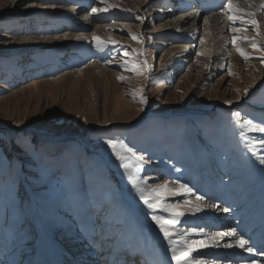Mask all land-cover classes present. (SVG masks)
<instances>
[{
	"label": "rangeland",
	"instance_id": "374dc122",
	"mask_svg": "<svg viewBox=\"0 0 264 264\" xmlns=\"http://www.w3.org/2000/svg\"><path fill=\"white\" fill-rule=\"evenodd\" d=\"M9 1H0V243L8 245L10 253H19L16 264H33L37 249L50 244L49 239L62 264H108L112 254L118 257V264H127L140 242L153 256L151 261L156 257L154 264H163L164 252L172 258V248H181L185 241L205 242L187 259L225 264L222 257L202 253L206 245L217 249L210 238L220 231L212 229L213 216L207 215L214 211L226 214L224 207L220 205L223 209L219 207V211V204L206 198L197 203L200 186L190 193L178 189L179 184L192 188V181L198 177L207 182L216 176L224 184L248 188L253 177L247 172V159L264 175V164L259 162L264 147L257 143L264 140V132L240 127L246 120L253 126H264V76L260 77L258 67L251 66L256 68L253 77L228 74L226 66L207 76L198 69L189 71L192 58L177 61L170 55L165 60L163 55L173 45L186 41L200 44L202 24L196 23L197 31L189 32L185 39L180 36L181 29L164 25L173 17L166 11H175L177 16L181 9H187L182 5L178 9L172 3L177 0H149L148 8L140 9L128 7L130 0L120 1L127 7H113L117 10L104 6L109 10L99 20L92 17V23L129 25L112 32V39L97 36L99 46L95 39L89 46H72L58 38L65 33L76 35L83 28L82 18H68L66 12L78 7L80 0ZM187 1L193 6L192 0ZM95 2L98 8L103 6L100 0ZM92 7L86 12L91 13ZM227 22L230 40L238 36L237 41L250 49L248 59L242 56L243 63L264 66V37L257 34L256 27L244 23L240 25L245 32H232L236 22ZM252 39L257 41L255 48ZM92 64L111 71L115 78L103 81L91 69L77 71ZM224 75L229 76L225 81ZM141 96L146 97V103L141 102ZM227 100L233 103H225ZM108 140H123L145 155L142 167L133 158L126 172ZM197 153L202 160L198 159V168L193 170L190 167ZM133 179L146 181V196L149 189L164 185L177 190L175 195L165 193L156 201L158 205H199L201 211L176 209L184 215L170 227L169 243L152 216L171 220L172 213L160 206L148 208ZM121 188L151 221L165 244L164 251L151 231L141 227L128 234L124 246L119 247L127 225L133 221L130 209L120 199ZM152 196L155 193L149 198ZM185 201L191 204L185 205ZM38 207L43 210L46 227L50 232L54 229L52 239L42 222H29ZM194 214H201V219L183 218ZM224 242L218 241V250L226 248Z\"/></svg>",
	"mask_w": 264,
	"mask_h": 264
},
{
	"label": "bare ground",
	"instance_id": "6f19581e",
	"mask_svg": "<svg viewBox=\"0 0 264 264\" xmlns=\"http://www.w3.org/2000/svg\"><path fill=\"white\" fill-rule=\"evenodd\" d=\"M0 1L2 3L3 2L6 3L9 0H0ZM120 1L122 0H105L104 3L101 2V4H103L101 8H105L104 6L106 5L107 6L116 5L118 6V8L127 7L126 4L124 5L120 4L119 3ZM178 2H181L179 8H181V5H182L184 6V8H187V9L189 8V10L181 9V13H179V15L177 16H174L173 14L175 11H172V13H170L171 11H166L165 13L168 14V16H173V17L168 21V23L166 22L164 25L167 26V29H181L182 30L181 37H185V36L187 37L188 34H189L188 36H190L189 32L195 33L197 31V29L194 28V25L196 23H199L200 25L202 24V29L200 31L201 38L199 40L200 44L197 43L198 45H195L196 42L194 44H191L192 41H186L182 43L184 44L183 47L181 46L182 44L173 45L171 48L167 49L165 54L163 55V58L165 57V60L168 59L170 55L175 57V60L177 61H180V60L187 61L188 59L192 58L193 63L189 66V71L193 72L194 70L196 71L198 69L199 74L200 73L205 74V75L207 74V76L209 75L208 73L210 74L211 72L214 73L216 70L221 69L222 67H225V66L228 70V74H232V75L236 74L237 77H245V75H249L253 77L256 74L255 73L256 68L251 69V66H254V67L257 66L258 70H260V73H261L260 77L264 76L263 64L243 63L242 56L237 51V47H239L241 50H243L246 53L249 52L250 49L246 47L247 45L243 46L242 43H239L237 41L238 36H231L232 38V41H231L230 36H229L230 32L227 31V24H228L227 15H232V14L242 15L244 20L249 19V17H247L243 13L227 12L224 6H223L224 8L223 11L222 10L220 11L219 9L217 11L207 12V11H203L202 9H197V6L195 5V0H193V3H194L193 6H190L191 2L189 3V1L187 0H180ZM231 2L234 5L240 8H243L247 11H256V5L260 3V0H231ZM204 3L205 1L202 4ZM227 3H228V0L225 3V5ZM148 4H150L149 0H130L128 7L132 8L135 5L139 9L148 8L149 6ZM32 5H34V3H32ZM97 5L98 4L95 2V0H80L79 6L74 8L75 11H73V9H69L70 11L68 10L66 11L65 9L66 12H69L70 16L68 18L70 17L72 19L82 18L84 25H83V28L80 31H78L76 35H71L69 33L60 35L58 38L61 43H65L66 45L72 44V46L73 44H76V43H82V44H88L89 46L90 44L89 42L93 40L94 37L99 36L101 38H105L108 40L112 39L113 37H111L110 35L112 32H115V33L120 32L121 30L125 29L124 28L125 25H129L128 23H123L121 25H112V24L102 25L103 23L101 22H100L101 24H99L98 22L96 24L92 23L94 21L92 17L96 19L98 18L99 20L102 14L104 15L105 13V11H102L101 14H98V13L93 14V13L86 12L87 9L91 6L98 8ZM44 9L47 10V7H45ZM113 9H116V8L112 7V10ZM169 14H173V15H169ZM85 16H87V19H85ZM255 18L258 21V25L255 26L256 27L255 30L257 31V28H258L259 34L264 37V10L256 11ZM205 20H207V23H205ZM240 24H244V23L238 20L234 24L235 26L233 28L244 31L245 27L242 28L243 26L241 27ZM225 32H228V34H225ZM77 37H81V38L78 39ZM234 37H235L234 46L232 48L228 47L229 44L233 43ZM245 41L247 43V40ZM81 48L83 47L81 46ZM198 53H200V55H198ZM248 65H250L249 69H248ZM86 68L79 69L77 71H80L82 73V72H85L84 70L87 71L88 69H91L95 71L96 73H98L103 81L106 78H110V77H113V79L115 78L111 71L104 69V68H100L98 64H92L90 65V68L88 67ZM228 77H229L228 75H224L222 77V80L225 81ZM246 166H247V172L251 174V176L253 177V186L246 188L245 191L239 189L240 188L238 187L239 185L238 186H222V182L218 180L217 176H216V179H209L207 182H204L202 178L198 177L195 180L193 187L191 189H194L197 186L202 187V193H201L202 197L205 196L208 199L213 200V201L214 200L219 201V199H221L220 200L222 202V203L220 202L221 206L229 209L228 212H229L230 219L219 222L217 224L215 223V224L223 229L222 232H227L230 229H235L237 233V237H227L226 236L223 238H219V240L220 241L225 240L227 243L230 242L231 244H233V247H231V250L234 249L235 251V250L241 249L236 244V239L239 236H242L238 233L237 229H240L242 234H245V233L248 234L249 232H251L250 239L246 241H248V246L253 247L256 251L249 253L245 251L244 249H241V251H243L244 253L243 255L245 257L244 260L247 261L246 262L247 264H253V262L254 264H264V255L258 254L260 252H264V175L261 169L256 167V165L253 162H250L248 159L246 160ZM215 193L218 194L217 197L214 196ZM196 202L201 203V200L199 201L197 200ZM180 209L186 210L187 207H184L183 205V207H180ZM218 210H219V206H218ZM201 214L199 215L195 214L190 217L184 216L183 218L189 219V220H195V218H197L198 220H200ZM220 215H222V213L220 212L215 213V211L214 213L211 214V216L215 218H218ZM207 216H210V215L208 214ZM232 217L233 219H238V222L235 223ZM138 227L143 228L144 226L142 223H140L139 220L133 219V221L127 225L125 234H124L125 236L121 240L120 246L119 244L118 246L119 247L124 246L126 239H127V235L131 234L132 231L136 230ZM217 232H220V231H217ZM89 238H92V237L89 236ZM0 244L2 246L4 245L3 242ZM118 246H117V249H118ZM202 249H203L202 253L205 256L217 255L222 258L228 255V253L230 252L229 248H222L218 250V247L217 249H215L214 247H211V245H206V247ZM6 250L9 251V249H5L4 252H0V264H14L15 261L19 258V253L14 252V251H13L14 253H8L6 252ZM37 250L38 251L36 252V255L34 257V264H62L61 262L62 260H60V257H61L60 254L57 253L56 248L52 246L51 244H45ZM135 254L141 256L140 258L139 257L137 258L138 261H141V262L145 260L151 261L150 255L143 243H139L135 247ZM111 264H115L114 258H112ZM167 264H171L170 261ZM226 264H230V263L227 262Z\"/></svg>",
	"mask_w": 264,
	"mask_h": 264
},
{
	"label": "snow or ice",
	"instance_id": "6c2138e0",
	"mask_svg": "<svg viewBox=\"0 0 264 264\" xmlns=\"http://www.w3.org/2000/svg\"><path fill=\"white\" fill-rule=\"evenodd\" d=\"M11 2L13 4H15L16 0H11ZM101 2L104 3L105 0H101ZM110 7H116V5H111ZM224 8L227 10V12L243 13L247 17H249V19L244 20L242 15H235V14L227 15V18L229 21L234 23L237 20H240L242 23L257 26L258 21L255 18L256 17V11L264 10V0H260V3L258 5H256V11H247L243 8H240L236 5H234L231 2V0H228V3L226 5H224ZM73 11H75V9H73ZM102 11L106 12V11H108V8L107 7H105V8L92 7L91 8V13H93V14L99 13ZM137 18L143 19L141 17H137ZM85 19H87V16H85ZM205 23H207V20H205ZM232 31L237 32V31H239V29L233 28ZM257 34H259L258 28H257ZM77 38L80 39L81 37H77ZM94 39L97 41L98 46H99V38L94 37ZM133 39H136V37L133 36ZM245 39H247V38H245ZM113 43H115V42H113ZM233 43H235V37L233 38ZM250 43L252 44L253 48H255L257 45V41L255 39H252L250 41ZM237 51L245 59L249 58L248 53L244 52L239 47H237ZM198 55H200V53H198ZM261 59H262V62H264V57H262ZM120 79H123V77H120ZM244 91H245V95H247L248 90L245 89ZM141 102L146 103L147 102L146 97L141 96ZM225 103L232 104L233 101L227 100V101H225ZM234 115L239 116V113H234ZM246 126L249 127L251 130H258L260 132H264V126H253L251 120H246V121H244V124L240 125L241 128H244ZM240 135L243 136L244 132L241 131ZM257 143L261 147H264V140H257ZM107 144L111 148L112 152L115 153L117 159L119 161H121L126 172H129L128 161L133 159V158L136 161L141 162L140 167H142V163L145 161V155L137 153L133 148L129 147L123 140H108ZM259 162L261 164H264V157H260ZM140 167H138L136 170L139 171ZM133 184L140 194V199L148 206V208L154 209V208H157L158 206H160V207H163L165 211L172 213L173 219H171V220H164L163 218H161L159 216H155V215H153V217H152V219L160 227V231L163 232L164 237L169 240V243H172V241H171L172 233L170 232L169 229H170V227H172L177 222V219L180 216L184 215V212L176 211V209H178L180 207L179 204L158 205V203L156 201L158 199H161L165 193H167L169 195H175L177 190L168 189L167 185H164L159 189H149L148 195L146 196V194H145V189L147 188L146 181L133 179ZM178 191H184V192L190 193V192H192V189L187 184H179ZM152 193H155V196H152V198L150 199L149 196H151ZM196 199L199 201V200H203L204 197L197 196ZM184 203H185V205L191 204L190 201H185ZM207 207H216V205H207ZM186 210L191 211V212H199V211H201V208L199 205H192L191 207L187 208ZM223 211L228 212L229 209L224 208ZM191 231L195 232L197 230L192 229ZM200 231H203V230L201 229ZM184 234H186V233H184ZM226 236L227 237H237L236 230L230 229L227 232L214 233V234H212V237L210 239L212 240V242L217 247H219V243L217 241V238L218 237L223 238ZM236 244L239 246V248L244 249L245 251H247L249 253L256 251L253 247L248 246V241H246L243 236H239L236 239ZM197 245L200 247H203V246H205V242L204 241H194L191 244H189L187 241H185L184 245L181 248L173 247L172 248V258L176 261V264H205V262L202 260L191 261V260L187 259V257H189V255L195 250V247ZM224 247L231 248V247H233V244L226 243V244H224ZM258 254L264 255V252H260ZM253 264H254V262H253Z\"/></svg>",
	"mask_w": 264,
	"mask_h": 264
},
{
	"label": "trees",
	"instance_id": "16d2710c",
	"mask_svg": "<svg viewBox=\"0 0 264 264\" xmlns=\"http://www.w3.org/2000/svg\"><path fill=\"white\" fill-rule=\"evenodd\" d=\"M77 149H80L81 150V148L80 147H78ZM151 187V186H150ZM149 192V191H148ZM155 216H158V214H156ZM153 217V216H152Z\"/></svg>",
	"mask_w": 264,
	"mask_h": 264
}]
</instances>
